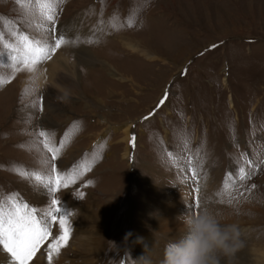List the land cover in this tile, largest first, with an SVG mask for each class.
Masks as SVG:
<instances>
[{
  "label": "rangeland",
  "instance_id": "rangeland-1",
  "mask_svg": "<svg viewBox=\"0 0 264 264\" xmlns=\"http://www.w3.org/2000/svg\"><path fill=\"white\" fill-rule=\"evenodd\" d=\"M56 13L53 25L36 0H0V200L60 202L70 234L52 264H144L148 241L166 237L153 202L185 188L239 231L219 264H264V0H64ZM60 35L69 43L30 72V44ZM14 167L67 187L48 194ZM85 210L104 222L94 247ZM51 232L38 264L58 221Z\"/></svg>",
  "mask_w": 264,
  "mask_h": 264
},
{
  "label": "snow or ice",
  "instance_id": "snow-or-ice-1",
  "mask_svg": "<svg viewBox=\"0 0 264 264\" xmlns=\"http://www.w3.org/2000/svg\"><path fill=\"white\" fill-rule=\"evenodd\" d=\"M17 3L25 10H30V0L29 3H25V0H17ZM36 3L39 5L42 17L54 25L57 14L56 8L59 4L64 3V0H36ZM24 39L27 40L28 38L24 37ZM66 43H69V41L63 35L55 39L54 46L50 45L47 41L37 40L34 45L30 44V59L25 60V66L30 72L35 71L37 64L50 59L51 53H54ZM42 100L43 98L41 97V110ZM163 102L162 100L161 104ZM39 136L45 138L44 146L52 152L53 159H55L60 149L49 147V144L46 142L48 139L46 132L40 131ZM61 147H63V144H61ZM13 170L22 178H34L37 186L48 194H55L60 188L67 187L66 183H61L64 178L59 174L48 176L36 171L29 173L20 167H14ZM53 172H55V165H53ZM244 178V169L241 168L240 179ZM229 187L226 183L225 189ZM7 201L8 204L6 205L4 201L0 200V249L9 254L10 264H38V259L45 254L42 251L43 242L52 234V226L58 221V227L62 232L58 238L60 243L49 245L46 250L47 262L48 264H52L54 253L59 254L61 245L67 242L70 234L67 215L61 213V208L58 206L60 202L53 195L48 210L38 211L37 208L30 207L27 203L19 202L15 194L9 196Z\"/></svg>",
  "mask_w": 264,
  "mask_h": 264
},
{
  "label": "clouds",
  "instance_id": "clouds-1",
  "mask_svg": "<svg viewBox=\"0 0 264 264\" xmlns=\"http://www.w3.org/2000/svg\"><path fill=\"white\" fill-rule=\"evenodd\" d=\"M182 234L165 248L162 264H219L217 253L231 256L240 246L233 226L222 227L207 211L185 215Z\"/></svg>",
  "mask_w": 264,
  "mask_h": 264
},
{
  "label": "bare ground",
  "instance_id": "bare-ground-1",
  "mask_svg": "<svg viewBox=\"0 0 264 264\" xmlns=\"http://www.w3.org/2000/svg\"><path fill=\"white\" fill-rule=\"evenodd\" d=\"M124 45H125V47L126 46L133 47V45H131L128 42H124ZM133 49H135V47H133ZM58 59H60V58L58 57ZM52 62H53V66H52V64H50L51 65L50 67L57 69L56 70L57 72H59V70L61 68L66 66V60L64 62H61V63L60 62L54 63V61H52ZM50 72H51V70L50 71L48 70L47 75H49L50 79H51L53 77H52V75L49 74ZM46 77H47L46 75L40 76L39 77L40 81L45 80ZM126 134H127L126 138L128 139V130H126ZM151 191H153V190H151ZM189 194H190L189 188H185V189H181V190L179 189L178 191H174L170 195H164L162 200L160 198V201L162 202L161 204H156L155 202H153L156 209L159 210L161 215H162V217L157 219V221L155 222V227L158 229V231H161L162 234H165L166 237L163 238V236H162L161 239H157L156 241H153V240L148 241V247H147L148 253H147L146 257L143 259L144 264H162V262L164 260L166 245L170 241L177 239L182 234V232L184 230L183 221L185 219V215L190 214V213H195V211H197V213H199L198 211L200 209V205H198L196 208L193 207L190 203L192 199H191ZM42 199L44 200V198H42ZM221 201L225 202L226 200L222 199ZM206 206H207V204L205 205V208H206ZM192 208L195 210H193ZM257 209H258V207H257ZM88 210L84 211L85 215H83V216L85 217V220L82 223H86L87 225H90L89 227H91V232L93 233V235H87V236L83 235V239L88 240L90 243H92V246L93 245L97 246L96 245L97 242L99 241V239H101V237L104 233V222L102 221L101 217L99 216V213H94L95 211L89 212ZM137 222H139V221H137ZM81 231H83V230H81ZM260 232H261V235H263L264 228L260 229L257 232L258 236H260V234H259ZM78 233L80 234V231ZM79 234L77 235L78 239L81 236ZM259 240H263V239L259 238ZM147 259H148V262H147ZM240 259H239V261H240ZM38 261H39V259H38ZM0 264H10V258L7 259V257H6V259H3L0 257Z\"/></svg>",
  "mask_w": 264,
  "mask_h": 264
}]
</instances>
